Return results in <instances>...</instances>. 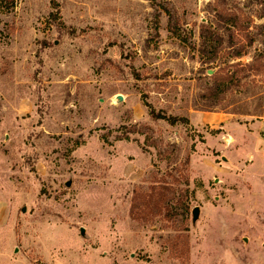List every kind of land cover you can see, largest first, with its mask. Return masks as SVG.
Instances as JSON below:
<instances>
[{
	"label": "rangeland",
	"instance_id": "374dc122",
	"mask_svg": "<svg viewBox=\"0 0 264 264\" xmlns=\"http://www.w3.org/2000/svg\"><path fill=\"white\" fill-rule=\"evenodd\" d=\"M263 152L264 0H0V264H264Z\"/></svg>",
	"mask_w": 264,
	"mask_h": 264
},
{
	"label": "trees",
	"instance_id": "16d2710c",
	"mask_svg": "<svg viewBox=\"0 0 264 264\" xmlns=\"http://www.w3.org/2000/svg\"><path fill=\"white\" fill-rule=\"evenodd\" d=\"M145 104L149 108L150 114L156 119L167 120L173 125L177 124L179 121H182L183 123H187V124L189 123V119L187 117H178L174 115H168L162 112L157 113L154 107L150 103L146 102Z\"/></svg>",
	"mask_w": 264,
	"mask_h": 264
},
{
	"label": "crops",
	"instance_id": "0c3cea01",
	"mask_svg": "<svg viewBox=\"0 0 264 264\" xmlns=\"http://www.w3.org/2000/svg\"><path fill=\"white\" fill-rule=\"evenodd\" d=\"M256 149V147H255V145H253V147L251 146V145H249V151L250 152H254V150ZM263 154H264V152H263ZM264 156V155H263ZM3 203H1L0 202V214L3 212V205H2ZM1 216L2 215H0V219H1Z\"/></svg>",
	"mask_w": 264,
	"mask_h": 264
},
{
	"label": "water",
	"instance_id": "95a60500",
	"mask_svg": "<svg viewBox=\"0 0 264 264\" xmlns=\"http://www.w3.org/2000/svg\"><path fill=\"white\" fill-rule=\"evenodd\" d=\"M199 212H200L199 207H195L193 210V215H194L195 219L199 216Z\"/></svg>",
	"mask_w": 264,
	"mask_h": 264
}]
</instances>
